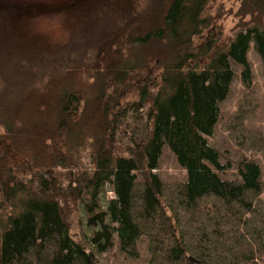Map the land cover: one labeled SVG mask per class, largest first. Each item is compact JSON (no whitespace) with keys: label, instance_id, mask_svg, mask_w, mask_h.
I'll return each instance as SVG.
<instances>
[{"label":"trees","instance_id":"16d2710c","mask_svg":"<svg viewBox=\"0 0 264 264\" xmlns=\"http://www.w3.org/2000/svg\"><path fill=\"white\" fill-rule=\"evenodd\" d=\"M210 1L166 0L94 63L66 61L38 84L0 77V264L113 251V264H264L262 166L211 143L236 69L250 86V52L264 65V0H241L256 22L214 53L197 43ZM151 64L157 75L136 81ZM248 116L231 139L264 153ZM165 154L179 177L160 174ZM81 208L93 248L71 235Z\"/></svg>","mask_w":264,"mask_h":264},{"label":"rangeland","instance_id":"374dc122","mask_svg":"<svg viewBox=\"0 0 264 264\" xmlns=\"http://www.w3.org/2000/svg\"><path fill=\"white\" fill-rule=\"evenodd\" d=\"M165 1L0 0V77L3 81L15 82V79L23 84L26 81L32 86V83L44 81L48 73L62 67L66 61L72 63L78 58L79 63L90 65L109 49H114L113 42L126 33L129 23L144 14L155 17ZM242 6L241 0H211L206 9L209 27L197 43L214 53L228 45L238 32L254 25L257 19L243 14ZM249 58L252 83L244 85L241 71L236 69L229 95L221 105V117L211 143L221 152H230L235 157L257 159L264 172V153L253 152L249 150L252 149L249 143L237 145L231 139L234 119L246 110L249 116L244 120L245 127L255 132L257 138L264 139V65L254 51L250 52ZM158 71V66L151 64L136 75V81L153 78ZM247 104L250 107L244 109ZM3 134L0 127V136ZM160 164L159 172L164 179L180 176L181 171L171 156L165 154ZM114 198L107 186L105 199ZM262 198L264 200V195ZM69 221L72 237L93 248L89 243L95 227L88 225L84 209L75 211ZM115 255V251L104 254L100 264H113Z\"/></svg>","mask_w":264,"mask_h":264},{"label":"water","instance_id":"95a60500","mask_svg":"<svg viewBox=\"0 0 264 264\" xmlns=\"http://www.w3.org/2000/svg\"><path fill=\"white\" fill-rule=\"evenodd\" d=\"M90 257H91V258H93V257H94V255H93L92 253H90Z\"/></svg>","mask_w":264,"mask_h":264}]
</instances>
